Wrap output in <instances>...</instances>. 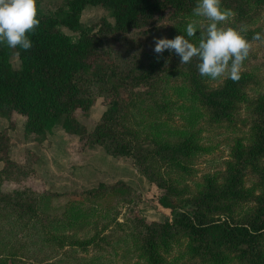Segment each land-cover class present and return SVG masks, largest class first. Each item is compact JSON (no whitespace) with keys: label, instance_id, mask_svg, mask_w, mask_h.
<instances>
[{"label":"trees","instance_id":"obj_1","mask_svg":"<svg viewBox=\"0 0 264 264\" xmlns=\"http://www.w3.org/2000/svg\"><path fill=\"white\" fill-rule=\"evenodd\" d=\"M36 3L40 24L29 33L30 50L14 49L18 69L11 48L0 44V117L11 127L21 116L24 139L42 141L59 127L131 159L155 186L150 200L165 219L130 210L119 221V205L141 199L122 181L78 192L33 189L25 183L33 156L11 161L0 129V264H264V74L245 69L239 81L212 80L199 74L195 58L180 64L174 52L153 51L154 37L186 35L189 22L198 37L208 21L193 16L196 0H64L48 12ZM88 6L104 8L112 22L83 26ZM222 7L236 13L223 26L246 25L250 42L264 36L252 28L264 0H222ZM163 18L166 34L132 42V31L152 34ZM120 37L129 54L116 62L109 43ZM261 59L264 71V42ZM95 97L108 102L88 131L76 111H88ZM238 123L247 128L233 139L224 169L188 184L194 159L209 153L203 127L235 131Z\"/></svg>","mask_w":264,"mask_h":264},{"label":"rangeland","instance_id":"obj_2","mask_svg":"<svg viewBox=\"0 0 264 264\" xmlns=\"http://www.w3.org/2000/svg\"><path fill=\"white\" fill-rule=\"evenodd\" d=\"M258 19L252 26V28H257L263 35H264V10L259 11ZM100 18H105L107 21L112 22V18L109 16L108 12L102 8V7H95V6H88L86 7L83 12L81 13V23L83 26H90L94 23H96ZM169 22L163 18V19H157L153 22L151 26V32L152 34L144 33V28L140 30L132 31L130 34V38H133L132 42H144V38L151 39V36L153 35H164L166 34L168 30ZM62 31L69 34L74 35L72 32H70L66 28H62ZM158 35V36H159ZM127 38H117L113 39L109 46L111 47V53L110 56L113 60H116V62L122 61V59L125 57L127 58L129 51L126 46L125 40ZM252 50L250 52V56L248 60L245 63V66H242L241 70L245 69H256L259 70V75L262 77L264 74L263 69H258V66H260V63L262 61V41H252ZM10 62L13 68L18 69L20 67V62L17 57V54L14 49L11 48L10 50ZM262 79V78H261ZM262 83H264V80H262ZM264 86V85H263ZM108 99L105 97H95L93 105L91 108L86 111H76V118L78 121L86 127V129L89 131L91 130L96 122L99 119L100 114L102 111L106 108ZM245 112L242 110L240 113V119L244 118ZM204 129L201 132V143H203L208 149L209 153L203 154L201 156H198L194 159L192 166V175L189 176L188 184H191L192 181H196L201 179V177L205 174H212L217 171H221L224 169V163L228 158V152L229 147L231 146L233 139L235 137L242 136L244 132L246 131L247 126L243 125L242 123H238L235 131L227 130L225 128H217V127H208L204 126ZM71 140L73 142V145L71 146V152L67 154V165L69 163H72L73 165L66 166V179L63 177L65 181V186L67 187L63 191H55V192H78L84 189H90L93 187H96L99 183H97L93 187H89V184L81 183L80 185H77V180L79 182H82L83 177L79 179V177L73 175L72 171L78 172L79 165H92L93 167H96L98 170V174L102 179L109 180L110 174L108 171V168L103 156L101 155L102 151L105 153L102 147H98V149H90L92 146L85 145L84 142L79 141V137L77 135H70ZM97 147V145H96ZM100 148V149H99ZM101 150V151H100ZM106 154V153H105ZM107 155V154H106ZM99 156H102L100 158ZM109 156V155H107ZM106 157V156H105ZM129 160L128 166L131 168L132 171H130L129 177L130 182H127L128 185H130L136 192L140 195L141 199L136 202V204H120L118 208V220L122 221L124 216H127L128 212L130 210L135 211L138 215L145 218L146 220L150 221H162L165 219L164 215L160 213L155 205L152 203V200H150L151 196H154L157 193V190L155 186L148 182V180L139 173L135 167L132 164L131 159L127 158ZM126 162V161H125ZM127 164V163H126ZM33 166V164H32ZM125 170H123V173ZM135 172V173H132ZM34 176H29L25 183L28 186L33 187V189H36L38 191H41L43 189H38L34 184ZM133 177L139 178L138 181H134L132 179ZM100 178V179H101ZM62 179V180H63ZM142 179V180H141ZM119 182V181H116ZM104 184H113L112 183H105ZM126 183V182H125ZM14 187V183H9L7 190H11ZM46 189V188H44ZM49 190V189H47ZM52 191V190H50Z\"/></svg>","mask_w":264,"mask_h":264},{"label":"clouds","instance_id":"obj_3","mask_svg":"<svg viewBox=\"0 0 264 264\" xmlns=\"http://www.w3.org/2000/svg\"><path fill=\"white\" fill-rule=\"evenodd\" d=\"M192 13L208 21L198 37L197 24L189 22L185 28L186 35H176L171 39L154 37L153 51L160 55L165 50L174 52L180 57V64L197 59L202 77L239 81L243 63L252 50V43L242 34L247 32V26L239 29L223 26L236 13L222 7V0H196ZM39 24L36 0H0V44L12 49L30 50L33 45L29 33H35ZM193 37L198 38V43L191 41ZM252 40L264 42V36L255 33Z\"/></svg>","mask_w":264,"mask_h":264},{"label":"crops","instance_id":"obj_4","mask_svg":"<svg viewBox=\"0 0 264 264\" xmlns=\"http://www.w3.org/2000/svg\"><path fill=\"white\" fill-rule=\"evenodd\" d=\"M36 1L40 9L44 12L55 10L64 2V0ZM0 129L4 130L9 137L10 148L8 155L11 161L21 164L24 161L26 153L33 156L32 164L35 172L33 180L38 189L46 188L52 191H63L67 188L63 179V177L66 179L67 170L65 167L73 165L72 163L67 165V154L71 152V146L73 145L72 138L69 134L59 127H54L42 141L24 139L23 118L19 115L14 117V125L11 127H9L8 121L5 118L0 117ZM98 147L99 146L96 147V145H92L90 149L94 150L98 149ZM101 153L107 167H109V180L102 179L96 167L90 164L87 165L86 163L85 165L77 166L78 172H71L75 176L78 175L77 177H79V179L83 177V179H80L83 180L82 182L77 180V185L87 183L89 187H93L99 182H130L129 174L132 170L128 166L129 160L125 157L107 156L103 151ZM102 156L99 157L102 158ZM2 166L3 164L0 162V169ZM123 170H125L124 173ZM132 179L138 181L137 179L139 178L133 177Z\"/></svg>","mask_w":264,"mask_h":264}]
</instances>
